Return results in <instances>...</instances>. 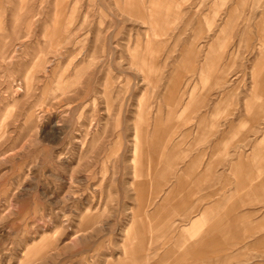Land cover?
<instances>
[{
	"label": "rangeland",
	"instance_id": "obj_1",
	"mask_svg": "<svg viewBox=\"0 0 264 264\" xmlns=\"http://www.w3.org/2000/svg\"><path fill=\"white\" fill-rule=\"evenodd\" d=\"M226 89L263 94L264 0H0V264L150 256L153 123Z\"/></svg>",
	"mask_w": 264,
	"mask_h": 264
},
{
	"label": "crops",
	"instance_id": "obj_2",
	"mask_svg": "<svg viewBox=\"0 0 264 264\" xmlns=\"http://www.w3.org/2000/svg\"><path fill=\"white\" fill-rule=\"evenodd\" d=\"M231 91L191 127L153 123L159 236L137 264H264V91Z\"/></svg>",
	"mask_w": 264,
	"mask_h": 264
}]
</instances>
